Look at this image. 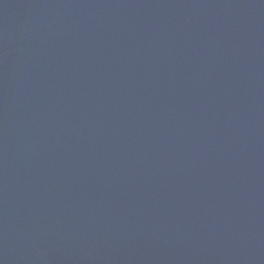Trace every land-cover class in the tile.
<instances>
[{"label": "water", "instance_id": "water-1", "mask_svg": "<svg viewBox=\"0 0 264 264\" xmlns=\"http://www.w3.org/2000/svg\"><path fill=\"white\" fill-rule=\"evenodd\" d=\"M0 264H264V0H0Z\"/></svg>", "mask_w": 264, "mask_h": 264}]
</instances>
